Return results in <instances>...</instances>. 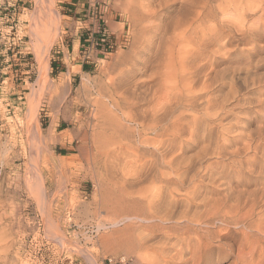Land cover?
Here are the masks:
<instances>
[{
    "label": "rangeland",
    "instance_id": "obj_1",
    "mask_svg": "<svg viewBox=\"0 0 264 264\" xmlns=\"http://www.w3.org/2000/svg\"><path fill=\"white\" fill-rule=\"evenodd\" d=\"M62 1L54 0L59 34L49 47L48 78L41 87L35 82L38 68L29 26L34 0H4L0 10V264H108V258L119 256L127 258L126 264H264L259 244L251 249L250 233L241 234L240 227L215 222L193 231L186 227L190 222L178 217L184 207H189L190 215L193 210L210 208L214 201L227 199L230 190L237 195L264 191V0H195L193 12L181 8L180 1L172 4L168 18L172 14L187 25L182 28L185 39L178 42H190L185 47L192 50L200 40L202 43L200 51H194L199 58L192 59V65L201 66L193 77L194 94L225 108L218 112V121L212 125L211 118L206 119V127L196 132L187 121L203 117L201 107L197 111L185 104L177 107L175 114L186 116L179 127L178 148L183 141L185 158L197 164L203 180L199 182L197 177L193 182L198 199L191 193L193 183L175 191L180 201L175 203L178 216L162 224L125 219L128 215L148 217L156 209H164L148 201L162 192V183L143 171L152 159L149 149L160 146L161 138L149 139L152 145L148 141L139 145L135 154L129 149L137 144L127 147L124 141H117L115 146L102 127L93 125L91 103L96 95L92 92L117 76L124 66L115 65L147 39L140 1L88 0L89 11L78 14L75 21L79 23L62 15ZM199 8L198 19L190 20ZM141 33H145L143 37ZM178 42L176 52L187 49L181 44L178 47ZM149 52L139 50L135 61L141 62L137 66L142 69L129 68L122 78L147 79L154 59ZM31 93L41 98L35 119L29 115ZM212 108L207 110L209 114L216 110ZM210 129L218 142L211 140ZM120 146L127 151L110 156ZM236 150L239 153L232 155ZM109 169L116 180L109 176ZM37 178L43 189L41 199L36 194ZM113 221L117 223L113 225ZM210 232L214 235L206 237ZM138 243L143 245L138 247Z\"/></svg>",
    "mask_w": 264,
    "mask_h": 264
},
{
    "label": "bare ground",
    "instance_id": "obj_2",
    "mask_svg": "<svg viewBox=\"0 0 264 264\" xmlns=\"http://www.w3.org/2000/svg\"><path fill=\"white\" fill-rule=\"evenodd\" d=\"M133 1H135V0H133ZM139 1H140L139 5L142 6L141 10L139 9V11H142L141 15H140V20L142 23L143 22L145 23V24L143 23L144 24L143 30L147 35L145 37L147 39H144L142 41V43H140L139 47L137 45L135 47L133 46L134 48H131V51L129 53H127V55H124L122 60L121 61L119 60L120 62H118V64L115 65V66H119V65L124 66V69L122 68L120 71H118V75L117 76L115 75L116 78H115V76H113V77L108 76L109 77L108 80L105 82L103 81L104 83L100 84V86L96 90V93L92 92L93 94L96 95V96H94L95 98L92 100V103H91L94 106L95 111H94L93 117L96 120V122H94L93 125L96 123L97 126L102 127L103 130H105L107 133V134L103 133V135L104 134L107 135L105 137H108L109 140L111 139V141L113 143L117 142V141H120V142L124 141L126 143V145L128 143H132V142L137 144V146L132 147V149L128 148L131 152H133L135 154L136 153L138 154V151H140L139 145L141 147V145H144L145 143H147V141L149 139H151V141H152V139H155V141H156V139L158 137L161 138L160 143H159V145L161 144L160 146L154 145L156 147H154L153 149H149L147 147H144L145 150H148V149L150 150V154H151L152 159H151L150 163H148L146 165L145 168L143 167V171L147 175L158 179L162 183V188L164 187L162 192L160 194L159 193L156 194L154 196L155 198L154 197L150 198L148 201H149V203L156 205L158 208L164 207V209L159 210V211L156 209V211L155 212L152 211L153 213L151 214V216H148V217H142L141 216L142 214L140 216H133V215L129 216L128 215L125 219L129 220L130 218H136V219L140 220L141 223L143 221L148 222V223L153 222V221H157V223H155V224H162V223L172 222V220H174L173 218L178 216V215H176L177 214L176 213V211H177L176 207L177 206L175 205V203H177L178 199H176L175 191L177 193V190L179 191V188H183V186L186 184L189 185L190 183H193L197 179V177H198L199 182H202V180H203V176L199 175V172L196 168L197 164L194 163V161H192L191 159L187 160L185 158V155H184L185 153H183L184 151L182 150V149H184V148H182L183 141L180 142V147L178 148V143H177L176 139H177L178 133L180 131L179 127L183 124L186 116L184 117L181 113L175 114L177 107H179V106L182 107L185 104L188 107H190L196 111L198 110L199 107H201V110L203 111L202 115H204V116L203 117L202 116H199V117L194 116L191 120L187 121V123H193L194 124L196 132H200L198 130L204 129L206 127L205 125H206L207 120L209 118H211L209 121L212 122V125L216 121H218V119L220 118V114L218 115V112H220L221 110L223 111L225 107H224V105H220V103L219 104L214 103L215 105H213L212 99L202 101V100H200L199 96L194 94V92H193L194 78L193 77H195L196 72L200 71L201 66L197 67L198 65L196 66L193 63V65H195V66L192 67L193 66L192 62H194V60L192 61V59L195 58L194 57V51L198 50V52H199L201 49V45H202L201 40H200L198 45L197 44L194 45L197 40L195 42H193L194 44L192 43L194 46H196L195 49H193V50L190 49L192 47H190L188 49L187 47H185V45L189 44L188 46H191L190 42L189 43L185 42L186 43V44L184 43L185 45L182 44L184 41H182V43H180L181 41L178 42L179 39H185L184 36L186 34H185V31L183 29L187 28V27H185L187 25H184L186 23L185 22L186 20L183 21L181 19L183 21V22H181V20L177 16H174L172 14H171L172 17L170 16V18H168L169 17L168 13L171 12L172 4L175 1H180V3H182V6L179 5L181 8H183V9L189 8L188 10H191L193 12V11H195V9L193 10V7L191 4H193L195 0H157V1H155V3H151L148 0H145L146 1L145 4L142 3L143 0H139ZM201 1H203V0H201ZM130 2H131V0H130ZM34 3H35L34 11H33L32 15L30 16V25L29 26H30V34L32 35L31 37L34 38L32 45L35 49L37 68H38V76H37V80L35 82L39 87H41L42 85H45V82L48 78L49 62L47 59V54H48V50H49L50 45L55 41V39L57 38V36L59 34V22L57 19L54 0H34ZM135 3H136V1H135ZM130 5H131V3H130ZM135 5H133V6H135ZM197 5H198V3H197ZM203 7H205V6H203ZM200 8H199V10L197 9L198 14L194 12V14L195 15L197 14V15L195 17H190V20L193 21L197 17H199V15L201 14ZM130 9H132V8H130ZM181 10L182 9H180V12H182ZM172 12H173V10H172ZM185 12H183V13H185ZM178 13H175V14H178ZM189 13L192 14L191 12H189ZM132 14H134V13L132 12ZM186 17H185V19H186ZM155 19L157 20V22L154 21ZM137 20H138V18H137ZM187 23H189V22H187ZM199 25L200 24H198V26ZM139 32H141V31H139ZM189 32H190V30H189ZM189 32H188V34H189ZM145 33H143V34L141 33L142 37ZM200 35L202 36V33ZM154 36H155V38H153ZM187 36H189V35H187ZM187 36H186V38H187ZM191 36H194V35L191 34ZM198 37H199V35H198ZM35 40H36V42H35ZM185 41H187V40H185ZM177 42H178V47H181V45H183L184 48H187V49L184 50L182 47H181L182 49L181 48L178 49V47H177L178 50L176 52L175 47L177 45ZM179 44H181V45L179 46ZM194 46H193V48H194ZM139 50L140 51H142V50L150 51V52L152 51V53L154 55L153 65L150 66V68H149L150 72L148 74V78L145 80H142V81H138L137 78L135 79L134 78L135 76L131 77V78L127 77V79H124V77L122 78L123 73H125V71H127L129 68H131V70L133 68H135L136 70L142 69L141 67L137 66L138 64L140 65L141 62L135 61V58H137L136 54L139 52ZM150 52H149V54H150ZM175 53H177V54H175ZM196 53H197V51H196ZM176 57H177V59H176ZM196 58L198 59L199 57H196ZM144 67H145V69H147L146 65ZM112 68H113V66H112ZM114 69H115V67H114ZM115 74H117V73H115ZM110 76H112V75H110ZM209 77H211V76H209ZM207 82H208V80H207ZM93 83L96 84L97 82H93ZM34 94H36V92ZM90 94H91V92H90ZM40 99L41 98H40V96H38V94L35 96H32V93L30 94L29 106L31 107V110L29 112V115L32 119H35V113H36L37 105H38ZM201 99H204V98H201ZM88 100H89V98H88ZM211 107H213L212 109H216V110L213 113L209 114L207 110L211 109ZM221 115H223V114H221ZM209 121H208V123H209ZM36 128L38 129L37 124H36ZM105 131H103V132H105ZM209 135H210L211 140L213 142L216 140L218 142V139H217L218 136L213 134L212 129L209 130ZM99 136H101V135L99 134ZM94 137L96 138L97 136H94ZM107 140H106V142H107ZM249 142H250V140H249ZM113 143H112V146H114ZM118 144H119V142H118ZM149 144H151V143L149 142ZM152 144H154V143H152ZM108 145L110 146V144H108ZM120 145H121V143H120ZM124 145H122V146L124 147ZM151 145H149V146H151ZM245 145H247V146H245ZM245 145H244V148L248 149L249 144L246 143ZM115 146H116V144H115ZM127 147H128V145H127ZM101 148H102V146H101ZM125 148H126V146H125ZM106 149H107V147H106ZM99 150H100V148H99ZM102 150H103V148H102ZM145 150H144V152H145ZM109 151H110V149H109ZM109 151L107 150L105 152H107V154H108ZM126 151L127 150L121 149V146H120L119 149L115 148L113 151H111L110 156H112V157L118 156L119 154H123ZM242 152H244V151H242ZM205 153L206 152H204V154ZM210 153H207V154H210ZM212 153H214V152H212ZM238 153H239V151L236 150V151L232 152V155H237ZM207 154H205V155H207ZM214 154H218V153H214ZM220 155H221V153H220ZM106 156L109 157L108 155H106ZM198 156L199 155H197V157ZM222 156H224V155H222ZM137 157H139V156H137ZM111 158H109V159H111ZM140 160H142V159H140ZM110 161L111 160H109V162ZM217 161L218 160H216V162ZM198 163H200V162H198ZM35 169H37V168L35 167ZM140 170H141V168H140ZM109 171H110V174L108 173L109 176L111 175L112 177H114L111 174L113 171L111 172L110 169H109ZM33 174H34V172H33ZM135 174H134V176H135ZM114 175H115V173H114ZM125 175H126V173H125ZM116 176H118V174ZM122 176H123V174H122ZM136 176H138V175H136ZM145 177L147 178L146 175H145ZM122 178H126V177H122ZM140 178H143V177H140ZM140 178H137V180L134 178V180L138 181ZM118 179H119V177H118ZM39 180L40 179L37 178V185H36L37 188L36 189H37L38 193L36 192V194H38L39 197L38 196L37 197L41 199V198H43V189H42V185H41ZM115 180H116V178H115ZM121 180L124 181L125 179H121ZM126 180H128V179L126 178ZM129 180L132 181V179H129ZM130 181H129V183H130ZM132 182L135 183V181H132ZM119 183H120V181H119ZM134 183H132V184H134ZM195 183H193V186L191 187V188H194V190L192 189L193 191L191 193H195V195L197 194L195 196V198H197L198 194H199V190H198V187L195 185ZM35 187H34V189H35ZM196 187H197V189H196ZM234 196H235V199H234ZM145 198H147V197H145ZM145 198H144V200H145ZM226 198L227 199L222 200V201H214V204L210 205L209 206L210 208H208V209L195 210V211L193 210L194 213L191 215H190L191 210L189 209V207H184V209L181 211V213L178 211L180 213L178 217L179 218L181 217L182 220L184 219L185 221L190 222L191 225L190 226L186 225V227L188 229H193V231H195L196 229L197 230L201 229L203 226L213 224L215 222L223 223L227 226L232 225L234 227L235 226H237L238 228L240 227L241 232H242L241 234H245V232H246V234L250 233L248 235L249 236L248 239H247L248 236L246 235L247 236L246 239H247L248 243H250L251 249L256 248V244H259L260 258H261L262 263H264V204L262 203V205H260V203H259L260 201L264 202V191L253 192V193H249L247 195H244V194L237 195L234 193V191L230 190L229 193L227 194ZM185 200H187V199H185ZM140 201H142V200H140ZM199 201H201V199ZM178 202H180V201H178ZM188 203H190V202H188ZM148 204L146 206H148ZM182 204H185V203H182ZM195 204H197V202ZM191 205H190V207H191ZM201 206H203V205H201ZM154 207H152V208H154ZM181 208H182V205H181ZM179 209H180V207H179ZM206 213H207V215H209V214L210 215L205 220V219H203V217ZM134 215H136V214H134ZM176 222H177V220H176ZM116 223L117 222L113 221V225H115ZM146 224H144V225H146ZM182 225H183V223H182ZM165 227H167V226H165ZM174 227H176V226H174ZM154 228H155V226H154ZM165 229H167V228H165ZM159 232H160V230H159ZM168 233H169V231H168ZM214 233H215V231H214ZM213 235L214 234L210 232L206 237L213 236ZM218 235H217V237H218ZM142 237H143V235H142ZM142 237H141V239H142ZM219 237H221V236H219ZM145 238L149 239V237H144V240H145ZM215 238L213 237L212 239H215ZM104 239H106V238H104ZM209 240H211V239H209ZM142 241H143V239H142ZM129 243H132V241L129 240ZM129 243L127 246H129ZM201 243H202V241H199V246ZM134 244H136V243H134ZM206 244H209V241H206ZM130 245H132V244H130ZM142 245L143 244L138 243V247H140ZM242 250H243V248H242ZM242 250H239L240 251L239 254H243Z\"/></svg>",
    "mask_w": 264,
    "mask_h": 264
},
{
    "label": "crops",
    "instance_id": "obj_3",
    "mask_svg": "<svg viewBox=\"0 0 264 264\" xmlns=\"http://www.w3.org/2000/svg\"><path fill=\"white\" fill-rule=\"evenodd\" d=\"M88 0H63L62 6L60 7V11L62 15L66 18H69L70 20H73L75 23H79L75 20H78V14L82 13L83 11L86 13L88 12ZM86 15V14H82ZM103 40V39H102ZM78 43L81 42V40H75Z\"/></svg>",
    "mask_w": 264,
    "mask_h": 264
},
{
    "label": "built area",
    "instance_id": "obj_4",
    "mask_svg": "<svg viewBox=\"0 0 264 264\" xmlns=\"http://www.w3.org/2000/svg\"><path fill=\"white\" fill-rule=\"evenodd\" d=\"M4 0H0V10L4 8ZM0 43H1V33H0ZM108 264H126L127 258L125 256H119L118 258H108Z\"/></svg>",
    "mask_w": 264,
    "mask_h": 264
}]
</instances>
